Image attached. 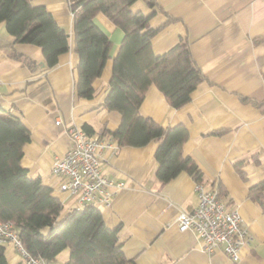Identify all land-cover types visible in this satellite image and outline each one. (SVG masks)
Segmentation results:
<instances>
[{
    "label": "crops",
    "instance_id": "0c3cea01",
    "mask_svg": "<svg viewBox=\"0 0 264 264\" xmlns=\"http://www.w3.org/2000/svg\"><path fill=\"white\" fill-rule=\"evenodd\" d=\"M156 1L154 7L145 0L132 4L135 11L152 13L150 24L160 28L152 38L154 52L163 53L186 37L204 77L191 100L179 108L152 83L140 112L164 127H187L183 153L201 168L205 187L224 189L223 198L239 211L251 236L238 260L222 249L203 251L193 230L179 228L178 214L198 204L196 180L181 171L165 183L159 181L158 139L142 146L119 145L109 133L122 120L119 111L103 103L124 30L104 13L95 21L112 41L111 57L93 82L92 98L77 94L79 55L68 0H31L46 6L69 34V50L52 67L46 66L40 46L15 42L6 22H0V113L19 117L29 128L31 139L23 145L21 163L60 199L65 194L51 168L72 144L71 127L89 124L113 143L102 152L101 168L125 184L101 210L106 224L118 228L129 264H264V206L250 194L251 187L264 180V0ZM241 160L243 173L236 166ZM260 195L264 200V189ZM79 205L69 197L64 212ZM5 248L9 264H27L13 243ZM68 257L65 249L52 264H65Z\"/></svg>",
    "mask_w": 264,
    "mask_h": 264
},
{
    "label": "trees",
    "instance_id": "16d2710c",
    "mask_svg": "<svg viewBox=\"0 0 264 264\" xmlns=\"http://www.w3.org/2000/svg\"><path fill=\"white\" fill-rule=\"evenodd\" d=\"M74 16L75 50L79 55L77 94L81 98L95 95L94 80L111 57L112 41L97 24L102 12L124 30V37L113 56V73L104 106L122 114L120 125L109 133L119 145L142 146L159 140L155 157L157 178L165 183L181 171L202 181L203 173L191 155L183 153L189 137L182 124L164 127L140 112L148 87L154 83L175 108L182 107L203 79L188 38L181 36L165 52L156 54L152 38L160 28L150 24L152 13L133 10L136 0H68ZM154 7L156 0H145ZM173 20L169 17L168 21ZM5 21L15 42L41 47L46 66L52 67L70 48L69 34L44 5L31 0H0V22ZM87 133H94L84 124ZM221 133V131H215ZM31 131L15 115L0 113V220L11 221L25 249L34 256L55 260L65 249V264H129L119 238L118 228L109 227L101 207L87 204L64 212V203L44 184L32 176L21 163L23 145ZM243 160L236 163L239 172ZM224 194L222 187L218 188ZM264 180L250 189V194L264 206L260 192ZM0 264H9L5 244L0 243Z\"/></svg>",
    "mask_w": 264,
    "mask_h": 264
},
{
    "label": "built area",
    "instance_id": "2783aa9c",
    "mask_svg": "<svg viewBox=\"0 0 264 264\" xmlns=\"http://www.w3.org/2000/svg\"><path fill=\"white\" fill-rule=\"evenodd\" d=\"M61 119L57 120L60 123ZM72 144L52 164V173L60 178L61 199L73 198L81 206L95 204L110 206L124 181L105 175L101 168L104 148L113 143L98 133H87L80 127H71ZM198 204L191 210H182L177 216L181 230H193L200 239L203 251L212 253L222 249L232 260L240 258L241 247L251 236L243 224L241 214L229 207L217 188H207L196 181ZM13 243L27 264H52V261L31 255L23 246L11 221L0 220V243Z\"/></svg>",
    "mask_w": 264,
    "mask_h": 264
},
{
    "label": "rangeland",
    "instance_id": "374dc122",
    "mask_svg": "<svg viewBox=\"0 0 264 264\" xmlns=\"http://www.w3.org/2000/svg\"><path fill=\"white\" fill-rule=\"evenodd\" d=\"M80 206V205H79Z\"/></svg>",
    "mask_w": 264,
    "mask_h": 264
}]
</instances>
